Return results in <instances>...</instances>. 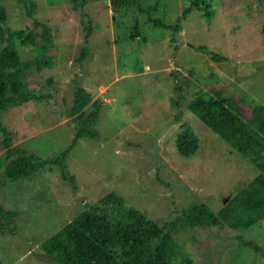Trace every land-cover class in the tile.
<instances>
[{"label":"rangeland","instance_id":"374dc122","mask_svg":"<svg viewBox=\"0 0 264 264\" xmlns=\"http://www.w3.org/2000/svg\"><path fill=\"white\" fill-rule=\"evenodd\" d=\"M1 1L9 28L33 26L22 1ZM34 1L33 18L53 33V65L41 70L30 66L27 81L42 96L1 114L12 145L43 159L65 150L77 125L66 114L76 85L92 94L85 110L97 103L101 113L97 136L82 137L71 147L65 171L74 180L65 178L56 164L17 181L0 166V205L18 215L13 233L0 234V264H56L44 259L41 243L84 209L82 202L91 204L110 191L153 219L170 220L198 198L216 211L251 179L252 164L228 152L230 147L189 112L186 101L199 90L217 89L234 98L246 116L251 103L264 105V0H212V24L193 10L175 33L152 29L148 17L174 25L188 5L185 0H141L143 8L157 3L149 13H115L111 0H86L87 16L82 18L69 0ZM135 18L140 35L130 39ZM191 45H204L228 59L212 61ZM83 47L87 56L79 61ZM20 54L24 61L34 56L30 46L21 47ZM179 95L183 99L177 106L172 99ZM184 122L200 140L188 159L174 146ZM4 150L0 148L1 157ZM187 231L184 247L194 264H264L258 252L240 241H254L264 249V222L245 230L196 226Z\"/></svg>","mask_w":264,"mask_h":264},{"label":"trees","instance_id":"16d2710c","mask_svg":"<svg viewBox=\"0 0 264 264\" xmlns=\"http://www.w3.org/2000/svg\"><path fill=\"white\" fill-rule=\"evenodd\" d=\"M20 1L34 24L12 29L8 27L7 8L0 0V148L5 149L4 157L0 156V166L5 165L4 174L17 181L38 169L56 164L65 178L74 180V176L65 171L72 145L82 137L97 136L95 124L100 118L101 107L94 103L90 111L85 110L92 99L90 91L75 86L72 102L66 108V114L74 116L77 121L75 136L72 143L56 157L43 159L24 147L12 145V133L1 122V114L7 109L42 96L37 95L36 89L27 81L30 66L41 70L53 65L54 57L49 54L53 47L51 27L33 18L37 11L34 0ZM69 1L73 12L80 11L81 18L87 16L83 10L86 0ZM140 1L111 0V8L115 13L123 10L149 13L157 8L158 0L147 8H143ZM185 1L188 5L174 25L167 24L160 17H148L152 22L151 28L178 32L179 21L193 10L198 11L207 24H212L216 13L212 0ZM80 22L84 24L83 19ZM85 28L90 30L91 27L88 24ZM139 35V23L135 18L129 38L135 39ZM143 39L146 38L143 36ZM27 46L31 47L34 56L24 61L20 48ZM191 47L208 54L215 62L228 59L204 45ZM80 52L79 61L87 56V48L83 47ZM188 72L192 73L191 70ZM179 98L183 99L181 95L178 99H172L177 106H180ZM240 101L244 102V99ZM250 106V116H246L234 98L217 89L199 90L186 101L189 112L230 147L228 152L235 151L255 169L251 179L232 191L216 211L206 199L198 198L176 210L172 219L157 220L151 218L146 210L128 204L122 194L110 191L91 204L82 202L84 209L41 243L44 259L56 264H194L184 247L189 228L227 226L234 230H245L264 222V105L251 103ZM181 115L180 110L176 119ZM199 142L190 124L182 123L174 138L177 154L185 159L192 157L198 151ZM17 216V212L0 205V234L13 233ZM240 241L264 259V249L256 242L241 237Z\"/></svg>","mask_w":264,"mask_h":264},{"label":"water","instance_id":"95a60500","mask_svg":"<svg viewBox=\"0 0 264 264\" xmlns=\"http://www.w3.org/2000/svg\"><path fill=\"white\" fill-rule=\"evenodd\" d=\"M225 200V199H224ZM226 201V200H225Z\"/></svg>","mask_w":264,"mask_h":264}]
</instances>
